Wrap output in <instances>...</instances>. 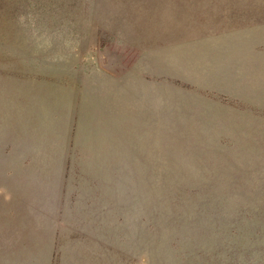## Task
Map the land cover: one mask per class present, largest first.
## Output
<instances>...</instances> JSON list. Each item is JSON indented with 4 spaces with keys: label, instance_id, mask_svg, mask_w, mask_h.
I'll use <instances>...</instances> for the list:
<instances>
[{
    "label": "rangeland",
    "instance_id": "1",
    "mask_svg": "<svg viewBox=\"0 0 264 264\" xmlns=\"http://www.w3.org/2000/svg\"><path fill=\"white\" fill-rule=\"evenodd\" d=\"M0 264H264V0H0Z\"/></svg>",
    "mask_w": 264,
    "mask_h": 264
}]
</instances>
